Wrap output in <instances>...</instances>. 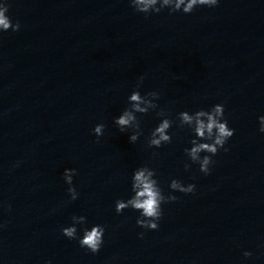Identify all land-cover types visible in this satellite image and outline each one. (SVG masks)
Returning <instances> with one entry per match:
<instances>
[{
  "label": "water",
  "instance_id": "95a60500",
  "mask_svg": "<svg viewBox=\"0 0 264 264\" xmlns=\"http://www.w3.org/2000/svg\"><path fill=\"white\" fill-rule=\"evenodd\" d=\"M10 4L21 29L0 34V264H264V0L148 18L128 0ZM140 76L141 93L158 92L174 121L159 149L146 144L154 112L140 118L135 144L112 123ZM217 103L235 129L228 150L209 175L185 171L190 132L176 115ZM144 164L165 195L173 178L196 185L162 205L156 231L139 228L131 209L114 211ZM72 167L80 196L68 203L62 173ZM73 215L104 225L98 253L62 236Z\"/></svg>",
  "mask_w": 264,
  "mask_h": 264
},
{
  "label": "clouds",
  "instance_id": "9594fccd",
  "mask_svg": "<svg viewBox=\"0 0 264 264\" xmlns=\"http://www.w3.org/2000/svg\"><path fill=\"white\" fill-rule=\"evenodd\" d=\"M128 3L134 12L148 18L159 15L164 10H167L169 15L176 13L190 15L197 8L218 7L220 0H128ZM10 7V0H0V34L9 31L18 32L21 29L20 22L18 20L13 22L10 17ZM144 79V76L138 78L134 89L126 97L125 107L113 117L112 123L120 133L128 135L129 143L135 144L144 135L140 118L154 112L158 122L146 137V144L149 149H159L172 142L171 129L174 121L169 119L168 112L160 108L158 92L141 93L140 88ZM257 121L258 132L264 134V115H259ZM175 123L178 128H186L190 132L189 146L183 149L189 161L184 164V170L188 171L191 165L195 164L198 165L200 173L209 175L214 163L212 157L216 156L221 149L226 152L228 149L225 145L235 134V129L229 126V121L225 117V106L217 103L207 109L180 111L176 115ZM104 132L103 123H97L91 129L97 141L104 135ZM77 174V169L74 167L65 168L62 173V180L67 185L68 203L76 201L80 196L74 186V177ZM128 183L129 195L127 198L115 201L114 211L118 215L126 209L137 212L136 225L146 231L158 230L163 215L162 205L177 200V196L173 193L187 195L193 194L196 190L195 184H185L173 178L168 184L169 193L165 195L157 179L156 170L147 164L133 169L128 177ZM61 234L68 240H75L80 248L96 254L104 244L105 227L99 223L89 224L85 215H73L71 222L61 228ZM138 235L143 238L144 233L141 232ZM251 255L249 251L243 252L245 259ZM46 264H52V261L48 260Z\"/></svg>",
  "mask_w": 264,
  "mask_h": 264
}]
</instances>
